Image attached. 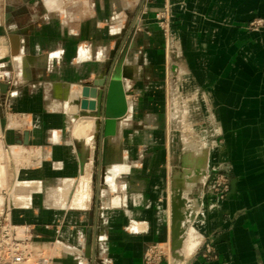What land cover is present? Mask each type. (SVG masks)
<instances>
[{"label":"crops","instance_id":"crops-1","mask_svg":"<svg viewBox=\"0 0 264 264\" xmlns=\"http://www.w3.org/2000/svg\"><path fill=\"white\" fill-rule=\"evenodd\" d=\"M167 8L174 51L182 50L200 88L204 118L233 146L235 191L201 210V244L184 264H264V28L256 27L264 0H0V76L11 82L0 94L6 142L49 154L11 175L13 223L73 251L54 264H145L149 246L171 243L170 47L159 27ZM136 26L124 63L129 77L113 93L112 117L123 110L127 120L106 179L110 195L100 202V171L84 169L70 92L108 83ZM11 35L21 41L16 57ZM18 116L24 124L11 118ZM210 240L217 259L209 263L200 251Z\"/></svg>","mask_w":264,"mask_h":264},{"label":"rangeland","instance_id":"rangeland-1","mask_svg":"<svg viewBox=\"0 0 264 264\" xmlns=\"http://www.w3.org/2000/svg\"><path fill=\"white\" fill-rule=\"evenodd\" d=\"M162 22L165 23L168 34L167 38L169 40V38L173 35L174 30L172 15L168 8L165 9L162 14ZM261 28H264V22L257 21V31H260ZM192 96L196 98V101L195 103H191L190 105L188 104V102H190V100L188 99H190ZM201 96V91L197 86V82L193 80L191 73L188 71V68L185 65V58L182 50L178 49L176 51H172L169 48V73L167 90L168 102L166 105L165 134L167 141L166 143L171 150L169 180V203L171 221L174 220L176 216H178L176 219L175 227H173L172 221L173 237L170 245L172 244L173 251L171 248L168 258L171 264H174L173 262L181 257L184 259L183 264L188 259L192 262L193 255L195 254H192V256H186L183 253L184 240L182 238L184 237L186 232L184 231L183 226V223H185L184 220H186V218H183L184 211H186V213L188 214L187 220L191 222L190 224L192 225V227L198 232L197 225L195 224L200 223V218H198V216L201 215V210L206 207V203H209L212 197L213 199L217 197L219 199V202L226 201L227 198H230L235 191V183L233 182L235 178L233 175L231 164L232 156L229 152V148H233V146H229L230 138H227L224 134H220L217 136V131L211 132V129L213 128V121L210 122L205 120L204 118L206 117V114H203L201 110ZM194 105L200 106V114L201 118L203 119V125H201V127L199 126L195 128H193V126L191 128L192 132L190 130L188 132L186 128L187 126H185V116L188 108ZM212 133H214V136L212 135ZM93 134H91L92 138L89 142L90 157L88 155L87 163H89L91 171L93 169V171H95L97 174V171H100L99 161L101 153L99 152V149H101V136L98 132H95L94 135ZM192 134L195 136H192ZM80 148H82V146H80ZM198 156L201 158L200 163L204 167H202V172L203 174H205L203 184V199L192 198L190 194V192L193 191L192 187L186 189L184 188V186H182V191L178 192V194L176 195V192H173L172 190V183L174 182V178L177 179L179 178V175L181 176L185 173V170H190L192 168V164L194 165L195 160H197ZM14 169L15 168L13 166L11 167L10 165L0 168V184L4 183V179L6 180V183L10 181L11 175L13 174V171L11 170ZM91 175L94 177V174ZM196 178L199 179V175H197ZM96 179H98V175H96L95 180ZM226 182L231 183V191L230 194H227L224 199H221L219 197V194L223 192ZM174 195L176 196L174 197ZM213 204L216 203H213L212 201V205ZM174 232H177V234L175 235ZM178 237L180 238L178 239ZM178 242L182 244V248L180 249L175 248ZM208 242H214V240H210ZM208 242H206L205 244H207ZM214 251L216 253V249ZM215 255L217 257V254ZM176 264H178L177 261Z\"/></svg>","mask_w":264,"mask_h":264},{"label":"built area","instance_id":"built-area-1","mask_svg":"<svg viewBox=\"0 0 264 264\" xmlns=\"http://www.w3.org/2000/svg\"><path fill=\"white\" fill-rule=\"evenodd\" d=\"M159 18V27L168 36L165 23L162 22V15ZM4 82L5 77L0 76V83ZM11 118L18 124L25 122L22 116ZM13 153L23 156L20 159H14ZM48 156V153L40 149L8 145L0 116V168L8 165L13 166L15 168L11 170L13 173L37 168ZM5 184L7 185H3L0 192V264H54L64 253L73 252L58 240L43 241L38 239L29 226H16L12 218L11 188L9 182ZM230 185L231 183L226 182L223 192L219 194L221 199L230 194ZM2 192H5L6 195L2 196ZM170 250V244L149 246L145 255V264H163L164 261L169 263ZM214 250V242L205 244L200 251L202 259L206 262L215 261L217 257Z\"/></svg>","mask_w":264,"mask_h":264},{"label":"water","instance_id":"water-1","mask_svg":"<svg viewBox=\"0 0 264 264\" xmlns=\"http://www.w3.org/2000/svg\"><path fill=\"white\" fill-rule=\"evenodd\" d=\"M147 18H145L146 20ZM138 26H136L128 38L127 43L122 51L121 58L117 61L111 74L112 82L107 87V82H101L94 86H86L80 88H72L70 92V109L73 111H82L83 113H90L96 119V132L103 136V145L100 154V172L98 175V190L97 195L100 202L109 197L106 179L110 176V171L117 164V145L120 124L118 118H122L124 111L121 110L117 118L112 117V111L115 109L113 103V93L117 86H121L123 79H127L128 74L124 73L125 58L128 50L132 45ZM12 54L14 57L19 56L21 41L18 36L11 35L9 37ZM11 82L5 79L4 83H0L1 95H8L10 93ZM125 106V104H124ZM122 109H125L122 108ZM4 124V122H3ZM176 235L177 232H174ZM179 236V235H177ZM92 244V243H91ZM182 244L177 243L175 248H181ZM92 245H88L87 256Z\"/></svg>","mask_w":264,"mask_h":264},{"label":"bare ground","instance_id":"bare-ground-1","mask_svg":"<svg viewBox=\"0 0 264 264\" xmlns=\"http://www.w3.org/2000/svg\"><path fill=\"white\" fill-rule=\"evenodd\" d=\"M171 5H172V3H171ZM170 8H172V6H170ZM0 13H1V11H0ZM168 43H169V47L172 51L177 49V43L174 40L173 36H171L169 38ZM112 72H113V70H112ZM111 82H112V79L110 76V79L107 83L108 88H109ZM117 87H120V86H117ZM188 100H190V102L187 101L188 104L191 105V103L192 104L195 103L196 98L192 96ZM126 104L127 105L129 104V106L131 107V105L128 101ZM200 111H201L200 106L194 105V106H192V107L190 106L188 108V111H187L186 116H185V121H186L185 126H187L186 128H187L188 132H189V130L192 132L191 128L193 126H194L193 128H195V127H199V126L201 127V125H203V119L201 118ZM75 112L80 114V120L78 121V123L76 125V129H75V138L81 144V146L83 148V159H84V162H86V159L89 155V150H90V147H89L90 143L89 142L91 141V138H92L91 134H93V133L95 134V132H96V119H94L93 116L89 115L90 113L89 114L83 113L80 110L75 111ZM125 116L126 115L123 114L122 118H118L120 128H122V126L125 125V123H126L127 119L125 118ZM114 118H117V117H114ZM210 122H212V121L210 120ZM119 131H120V129H119ZM187 135H188V133H187ZM100 136H101L100 145H101V149H102V145H103L102 133ZM192 136H195V135L192 134ZM118 137H119V134H118ZM117 148H118V145H117ZM22 156L23 155H21V154L19 155L18 153H13L12 157L14 159H20ZM200 160H201V158L198 156L197 160H195L194 165L192 164V168L190 170L187 169L184 171L185 173L183 175H181V176L179 175V178H177V179L174 178V182L172 183V185H173L172 190H173V192L174 191L176 192V195L178 194V192L182 191V186H184V188H186V189H189L190 187H192L193 191L190 192L192 198L203 199V184H204L205 174H203V172H202L203 165L200 163ZM99 163H100V161H99ZM84 169H85L86 174H87L88 170L90 169L89 163L88 164L85 163ZM197 175H199V179L196 178ZM83 179H84V181H86L87 177L85 176ZM5 183H6V180L4 179L3 184H5ZM3 184H0V189L3 188V186H2ZM176 195H174V197ZM11 206H12V201H11ZM176 215H177V213H176ZM183 215H184L183 218H186V220H184L185 223H183L184 231H186L184 237L182 238L184 240L183 253L186 256H192V254L195 253V251L198 249L199 245L201 244L202 236L192 227V225L190 224L191 222L189 220H187L188 214L186 213V211H184ZM177 217L178 216H176V218L174 220H172L173 221V227L176 226ZM191 220H192V218H191ZM179 238L180 237H178V239ZM171 248L173 251L172 244H171Z\"/></svg>","mask_w":264,"mask_h":264}]
</instances>
